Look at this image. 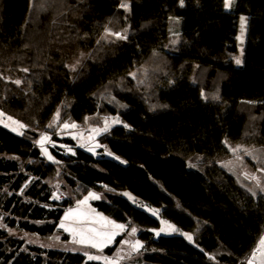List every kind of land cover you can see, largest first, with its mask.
Returning a JSON list of instances; mask_svg holds the SVG:
<instances>
[{
  "label": "trees",
  "instance_id": "1",
  "mask_svg": "<svg viewBox=\"0 0 264 264\" xmlns=\"http://www.w3.org/2000/svg\"><path fill=\"white\" fill-rule=\"evenodd\" d=\"M121 2L0 0V110L29 125L21 136L0 124V264H86L88 248L44 242L90 191L103 196L92 202L98 211L140 229L147 250L123 264H247L264 236V194L253 196L250 182L222 165L235 157L231 145L260 158L242 151L251 168L264 166V0H235L229 10L223 0H131V12ZM241 15L248 31L239 66ZM106 28L127 29L128 39L106 40ZM58 109L62 121L121 117L99 136L120 160L68 138L75 154L55 151L59 163L49 161L35 141ZM56 191L66 198L53 199ZM162 219L194 242L155 236Z\"/></svg>",
  "mask_w": 264,
  "mask_h": 264
},
{
  "label": "snow or ice",
  "instance_id": "2",
  "mask_svg": "<svg viewBox=\"0 0 264 264\" xmlns=\"http://www.w3.org/2000/svg\"><path fill=\"white\" fill-rule=\"evenodd\" d=\"M180 6L183 7L185 0H179ZM224 8L226 10L231 9L234 4L235 0H223ZM119 7L121 9H124L126 12H131V0H122ZM176 22H179V18H174ZM246 26H247V17L241 16L240 17V35L237 37V39L240 41L241 45H243L245 32H246ZM173 35H178L177 33H173ZM108 37H113L114 40L112 42H115V40H122L125 41L128 39L127 35V29H125L123 32H113L110 28L105 29V37L104 39H108ZM178 40H174L173 44L178 43ZM243 47L240 49V55L235 57V63L237 65H240L243 63L242 57H243ZM77 64H79V61H77ZM72 70H76V65L72 66ZM23 71L27 72L28 69H23ZM133 79L136 78L137 73L136 72H130L128 74ZM0 78H4L2 74H0ZM10 79V78H5ZM143 81H141L142 83ZM16 85H21L23 82L19 79L13 81ZM203 95V94H202ZM205 100L208 99L207 96H203ZM115 99V98H113ZM213 99H219V97H213ZM248 103H254L249 101ZM120 107H126V105H120ZM155 105H153V110H155ZM5 117V113L3 111H0V124H3L4 127L10 128V130L14 133H17L18 135H25L24 129H27L29 125L14 119L11 116H7L6 120L2 119ZM89 118H86V120ZM122 121L119 119V117H104L103 121V127H91L88 129V136L85 138L83 132H69V134L73 135L74 139L81 140L82 143L80 144L81 147H87V150L89 152H92L93 154H106L109 157H113L116 160H120V157L114 156V154L111 151H107L105 147V153H96V149L98 147H102L97 141L96 137L108 133L113 125L121 124ZM59 125L60 131L64 132L65 130H72V129H78L79 125H77L75 122H69V121H62L61 120V113L58 109L54 120L51 124L48 125L49 128H53ZM124 127L130 128V125L125 124ZM227 144V142L225 141ZM35 144H37L41 150L42 155L46 156L48 160L53 161L54 163H59V161L55 160V157L49 152V149L47 145L51 144L53 147H55V142L52 140L51 136L47 133H43L40 135L39 139L35 141ZM66 148L68 152H71L72 154H75V150L70 146H63ZM229 148L231 152L235 155V159L238 162H243V156L239 155L242 151L252 157L253 160H259L260 158L257 156H253L251 152H249L247 149H243L241 146H231L229 145ZM121 163H127V161H121ZM232 161L225 162L222 166L225 168H228L229 170H233L232 168ZM190 167H195V165H189ZM259 173V175L257 174ZM257 173H250L248 171H244L243 175L245 179L251 180L255 182V186L260 189L262 193H264V179H262V176H264V166L259 167L257 169ZM25 187H27V184H25ZM107 188V185L104 186ZM23 191V190H22ZM109 191H112V189H109ZM249 192L252 193L253 196H255L257 193L249 188ZM124 196H127L133 204H139L141 208H146L148 212H150L153 216L159 217L160 215V209L156 208H150L146 205L140 203L135 197L131 196L130 193H123ZM55 200H59L62 198L60 194L54 195L52 197ZM103 196L101 193H96L90 191L86 197H84L83 200L77 201L76 208H70L65 212L64 217L61 219L59 223V228L63 229L65 232H68L71 234L72 240L71 242L75 245H81L88 249H95V252H89L84 251V255L87 257V261H100L102 264H123L124 261L132 260L135 256H138L141 254L142 251H146L144 243L140 241L139 239H134L135 234L140 231L135 226H131L130 223H118L114 220H111L108 217L103 216L102 213H97L95 209L91 208V205L89 204V201L91 200H100ZM47 207V205H45ZM162 227H160L158 230L153 229L151 231L154 232L155 236L159 237L161 234L169 235L174 233H179L180 235L184 236L189 242H194V236L190 233L182 232L179 228H177L174 224H171L170 222L166 220L160 221ZM0 227H6L4 225H0ZM122 233L127 234L128 236L133 237L132 239H123L120 241V243L124 246L118 249L117 253L113 256H107L104 255V249L108 248L110 245L116 243V237L121 235ZM27 235V234H26ZM53 239L59 241L60 237L55 236ZM29 243H32V241H29ZM44 246V245H42ZM50 246V245H48ZM73 251H78L79 249H72ZM257 253H259L260 258V264H264V237L261 238L259 241V244L256 249L253 250L250 258L248 259L247 264H256L257 261ZM209 259L215 260L216 257L213 254H209ZM86 261V264H87Z\"/></svg>",
  "mask_w": 264,
  "mask_h": 264
},
{
  "label": "rangeland",
  "instance_id": "3",
  "mask_svg": "<svg viewBox=\"0 0 264 264\" xmlns=\"http://www.w3.org/2000/svg\"><path fill=\"white\" fill-rule=\"evenodd\" d=\"M162 16L165 18V23H164V25H163V29L161 30L162 31V34L163 35H165L166 34V30H167V26H168V19L170 18V16L167 14V12L165 11V10H163L162 11ZM241 16H246V15H241ZM240 16V17H241ZM247 17V26H246V32H245V37H244V42H243V45H241V43H240V41L238 40V51H237V53H236V55H235V57H237V56H239L240 55V49H241V47H243V50H244V48H245V44H246V40H247V31H248V16H246ZM240 35V19H239V30H238V34H237V37ZM244 53H245V51H244ZM244 53H243V57H242V60H243V62H244ZM240 65H243V63L242 64H240ZM239 65V66H240ZM0 111H2V110H0ZM57 112V111H56ZM56 112H55V114H56ZM55 114L53 115V117H52V119H51V121L49 122V124H51L52 122H53V120H54V117H55ZM7 116H10V115H7L6 113H5V117H3L2 119H5L6 120V117ZM11 117H13V116H11ZM106 117H108V116H106ZM112 117H119V116H110L109 118H112ZM14 118V117H13ZM14 119H16V118H14ZM119 119L122 121V119H121V117H119ZM16 120H18V119H16ZM20 121V120H19ZM103 121H104V118H103V120L100 122V123H96V122H92V121H90V119H89V121L88 120H85V122L84 121H69V122H75L77 125H79V128L78 129H72V130H65L64 132H61L60 131V128H59V125H57L56 127H53V128H49L48 127V130H46L44 133H47L48 135H50L51 136V138H52V140L55 142V147H53L51 144H49V145H47V147H48V149H49V152L56 158L57 157V155H56V153H55V151H64V152H68L67 150H66V148L65 147H63V146H65V145H67V146H70V147H72L73 148V145H72V143H70V142H68V138H71L72 140H74V142H75V145L77 146V147H81L80 146V144L82 143V141L81 140H78V139H74L73 138V135H71V134H69V132H77V131H79V132H83L84 133V136H85V138L88 136V129H90L91 127H103ZM22 122V121H21ZM48 124V125H49ZM121 124H123V121H122V123ZM3 125V124H2ZM116 125H119V124H116ZM113 126H115V125H113ZM112 126V127H113ZM10 129V128H9ZM23 131H25V129L23 130ZM100 136V135H99ZM99 136H97L96 137V141L102 146V147H98L97 149H96V153H105V146H103L102 145V143H101V141L99 140ZM81 148H84V149H86L87 150V147H81ZM74 149V148H73ZM106 149H107V151H110V149L108 150V148L106 147ZM242 153V152H241ZM241 153L239 154V155H241ZM106 155V154H105ZM242 155H244V156H246V157H248V155H246V154H242ZM241 155V156H242ZM106 156H108V155H106ZM114 156H116V155H114ZM46 157V156H45ZM47 158V157H46ZM50 161V160H49ZM232 162H233V164H232V168H233V171L234 172H236V173H238V174H240L241 176H242V178L243 179H245V177H244V175H243V172L244 171H248V172H250V173H257V170H255L253 167L251 168V164L250 163H248V162H246L245 163V160H244V157H243V162L241 163V162H238V161H236V159H235V157L232 159ZM258 175H259V173H257ZM262 179H264V177L262 176ZM245 180H247L248 182H250V184L253 186V190L255 191V192H259V193H261V194H264V193H262L261 191H260V189L259 188H257L256 186H255V182L254 181H251V180H248V179H245ZM92 192H94V191H92ZM89 193V192H88ZM88 193L84 196V197H86L87 195H88ZM97 193V192H96ZM57 194H60L61 196H62V198L61 199H64V198H66V194L65 193H62V192H59V191H56L55 192V195H57ZM84 197L82 198V199H75L74 200V203L71 205V206H69V208L68 209H70V208H76V206H77V201H79V200H83L84 199ZM94 200H91V201H89V204L91 205V208L92 209H95V211L97 212V213H102V212H100V211H98L94 206H93V204H92V202H93ZM140 203H142V204H144V205H146L147 207H150V208H156V209H159V208H157V207H154V206H150V205H148V204H146V203H143V202H140ZM139 205V204H138ZM67 209V210H68ZM145 210H147L146 208H144ZM150 213V212H149ZM103 214V216H105V217H108V218H110L111 220H114L113 218H111V217H109V216H107L106 214H104V213H102ZM65 215V214H64ZM64 217V216H63ZM162 220H164V219H162ZM114 221H116V220H114ZM167 221V220H166ZM116 222H118V223H122V222H119V221H116ZM168 222H170V221H168ZM171 224H174V223H172V222H170ZM175 225V224H174ZM176 226V225H175ZM59 227V226H58ZM160 227H162V225L160 226ZM159 227V228H160ZM177 227V226H176ZM159 228H156L157 230L159 229ZM59 232V231H58ZM182 232H185V231H182ZM185 233H189V232H185ZM62 234H69L70 235V240H69V242H62V240H61V236H62ZM124 233H122L121 235H123ZM138 234H139V231L135 234V237H134V239H139L140 241H142L140 238H139V236H138ZM175 234V233H174ZM191 234V233H190ZM21 235L22 236H24V237H27L28 239H32V240H35L36 242H38V243H41V244H43V241H41V240H38L36 237H33V235H26V233H21ZM161 235H164V234H161ZM169 235H172V234H169ZM56 236H59L60 237V239H59V241H57V240H55V239H52V240H50V241H48V242H44V244L45 245H50V246H59V247H64V248H67V245H69V246H71V245H75V244H73L72 242H71V240H72V237H71V234L70 233H68V232H65L64 230L62 231V232H59ZM120 236V235H119ZM119 236H117L116 237V240H117V238L119 237ZM125 238H127V239H132L133 237H131V236H128L127 234H125L124 235V237L120 240V241H122L123 239H125ZM143 242V241H142ZM115 244V243H114ZM114 244H112V245H114ZM77 246V245H76ZM78 246H81V245H78ZM111 246V245H110ZM81 247H84V246H81ZM121 247H124L120 242L118 243V246H117V248L114 250V252L112 253V254H109L108 252H106V251H104V255H107V256H113V255H115L116 253H117V251H118V249L119 248H121ZM70 248H72V247H70ZM80 249H82V248H80ZM85 251H89V252H95L96 250L95 249H87V250H85ZM257 264H258V262H257Z\"/></svg>",
  "mask_w": 264,
  "mask_h": 264
},
{
  "label": "built area",
  "instance_id": "4",
  "mask_svg": "<svg viewBox=\"0 0 264 264\" xmlns=\"http://www.w3.org/2000/svg\"><path fill=\"white\" fill-rule=\"evenodd\" d=\"M56 230L59 231V232L63 231V229H60L59 227H57ZM256 248H257V246L254 249H256ZM253 250H252V252H253ZM257 257H259V253H257ZM256 264H257V261H256Z\"/></svg>",
  "mask_w": 264,
  "mask_h": 264
},
{
  "label": "crops",
  "instance_id": "5",
  "mask_svg": "<svg viewBox=\"0 0 264 264\" xmlns=\"http://www.w3.org/2000/svg\"><path fill=\"white\" fill-rule=\"evenodd\" d=\"M64 216V215H63ZM70 236V235H69ZM264 237V236H263ZM257 262H258V264H260V258L258 257L257 258Z\"/></svg>",
  "mask_w": 264,
  "mask_h": 264
}]
</instances>
